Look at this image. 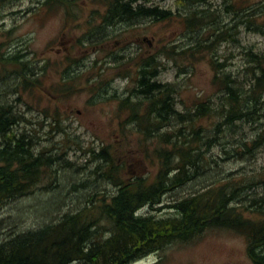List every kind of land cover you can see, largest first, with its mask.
<instances>
[{"label": "rangeland", "instance_id": "obj_1", "mask_svg": "<svg viewBox=\"0 0 264 264\" xmlns=\"http://www.w3.org/2000/svg\"><path fill=\"white\" fill-rule=\"evenodd\" d=\"M43 1L14 0L13 7L6 3L0 8V58L17 53L19 58L31 60V66L37 68L47 61L40 79L45 89L32 87V91L18 94L12 87L13 69L17 70V67L12 62L5 64L0 59V104L16 102L19 114L23 116L18 131L26 130L33 134L38 150L53 146L56 148L54 154L65 151L62 156L66 163H58L56 168H51L52 171L43 168L41 172L45 173L44 176L42 173L39 183L29 194L12 199L1 208L0 218L4 220L1 240L16 233L38 229L58 220L64 213L81 209L93 193H98L99 197L111 196L115 191L111 183L91 173L98 160L92 162L93 157L88 150L100 152L104 148L109 151L122 168L121 177L124 180L135 177L148 181L153 179L157 172V160L151 153L153 147H149L145 156L138 147L140 135L125 122L127 115L117 113L118 98L134 85L133 58L136 60L156 54V61L162 64L157 81L175 85L177 109L184 110L194 106L196 100L208 99L209 105L214 108L221 104L223 92L218 88L216 78L221 76L222 71L217 74L213 70L212 60L227 63L223 72L235 75L245 72V69H255V65H248L247 55L243 51L264 52V36L251 32V25L244 21L239 23L238 33L230 37L232 44L219 45L213 55L210 50L199 51L201 46L199 50L189 49L182 53L197 42L185 28L183 19L177 16L186 10L182 0H150V4L156 3L159 8L169 10L172 14L170 19L159 23L136 20L138 24L133 32L125 24L108 25L103 29L105 36L97 39L93 35L86 38L88 30L102 22L99 14L104 11L97 9L94 1L79 2L82 8L73 11L62 8L46 10L42 6ZM222 1L205 0L217 8ZM225 2L232 7L231 14L224 16L227 24L234 22L233 10H239V14L247 12L257 15L260 12L261 15L255 16V19L252 15V24L264 28V0ZM207 33L201 32L202 37ZM163 47L173 48V59L159 54ZM114 57L120 59L114 61ZM93 61H97V69L92 65ZM259 66L264 67V64ZM78 67H81L79 72L90 68L82 79H74L71 75ZM89 74L91 79L96 75L102 78L106 85L100 88L97 84L93 86L97 80L94 78L90 79L93 81L92 87H88L85 78ZM238 81H242L241 78ZM46 88L57 98L51 97ZM111 95H115L116 99L109 98ZM246 106L252 108L249 102ZM56 112L59 123L52 120ZM205 124L209 126V120ZM258 125H264V117L249 123L239 122L233 130L222 131L219 141L207 154L210 166L200 169L182 187L166 193L163 204L200 192L206 185L217 184L219 182L216 181L225 176L241 180L243 176L264 171V144L256 146L252 156L245 157V154L237 155L234 152L238 150L241 140L247 146L251 144V139L259 132ZM55 126L64 131H51ZM209 134L213 136L215 133L212 131ZM101 169L106 171L108 168L103 165ZM242 196L248 203L252 198H264V182L243 192ZM246 202L240 203L238 210L245 217L257 218V214L251 212L253 209L244 212L242 205ZM146 211L145 208L141 212ZM169 214V209L164 207L156 212V215ZM160 258H163L162 264H252L244 238L221 229L205 231L184 246L170 244L142 263L150 264Z\"/></svg>", "mask_w": 264, "mask_h": 264}, {"label": "trees", "instance_id": "obj_2", "mask_svg": "<svg viewBox=\"0 0 264 264\" xmlns=\"http://www.w3.org/2000/svg\"><path fill=\"white\" fill-rule=\"evenodd\" d=\"M82 1L86 0H45L42 6L51 11L57 8L73 11L75 8H82L78 5ZM90 1H94L97 9L104 12L99 14L102 22L95 28L89 29L86 38L92 35L96 39L104 37L105 26L116 25L117 21H120V25L125 24L133 32L135 25L138 24L136 20L144 17L143 20L159 23L169 20L172 15L169 10L151 6L150 0ZM5 3V0H0L1 9ZM228 8L231 11L230 3ZM232 12L234 15L239 14V10ZM94 15L98 14L94 13ZM177 16L182 17L188 30L191 26L187 16H183L182 12ZM239 16L250 24L251 14L244 12ZM231 36L232 33L227 31L226 37ZM164 49L161 48L159 54L173 59V48H167L166 51ZM188 50L186 48L182 53ZM190 50H199V47ZM204 50H207L206 46H201L199 51ZM246 55L248 61L254 59L252 54ZM19 57V54L14 53L9 57L0 58L3 63L12 62L17 67V70L13 69V78L18 84L13 91L22 94L21 91H32V87L45 89L41 86L40 79L44 75L47 61L38 68L33 67L34 79L30 81L25 71L28 65H31V60L24 61ZM118 59L120 58L114 57V61ZM132 61H134V85L124 93L123 97L118 98L117 113L127 115L125 122L132 125L131 130L140 135L141 141L138 147L145 156L149 147H153L151 153L157 160L155 176L151 181L137 177L124 180L121 177L120 165L109 151L102 148L97 153V157L107 163L108 169L102 171L100 176L117 188L116 194L102 197L92 194L87 202L89 207L84 212L74 215L65 214L54 225H45L40 230L14 234L6 240H0V264H66L74 261L76 264H129L133 258L137 259L164 250L170 244L180 246L189 244L199 238L203 230L209 228L227 230L242 236L251 263L264 264V207L251 203L256 208L251 211L257 214V218L254 219L245 217L236 207V202L239 201L244 189L264 182V171L249 176L250 181L243 178L230 179L225 176L221 179V183L207 187L196 196H187L170 204H163L166 193L192 179L200 169L210 166V158L201 148L207 136L210 137V132L215 133L210 137L211 139L209 138L210 141L215 140L222 131L226 133L238 127L239 122L249 123L257 120L258 113L255 109L248 108L246 104L245 109L242 110L239 100L235 97L233 81L223 78H216L218 88L223 92L218 107L209 105L206 99L196 100L194 106L185 108L184 111L174 110L171 100L177 93L175 85L149 81L157 68L159 76V67L162 65L159 60L156 61V54L139 57L136 60L133 58ZM95 64L97 61H93L94 67ZM89 69L77 72L72 77L82 79ZM94 78L97 80L93 86L97 84L100 88L106 85V82L97 75L92 79ZM90 79L89 74L85 78L88 87H92L90 83L92 79ZM256 93L257 91L251 88L247 94L253 96ZM49 94L51 97H56L52 91ZM109 98L116 99V96L111 95ZM248 102L251 104V101L246 99V103ZM1 116L0 208L7 200L24 195V192L34 188L44 167L51 169V166L45 162L30 164L33 159H29L31 153L26 147L28 143L24 135L20 137L10 130L9 125L13 121L2 120ZM45 117L48 115L45 114ZM58 117L56 112L52 120L59 123ZM206 120H209V126L205 124ZM262 139L264 140V130L248 146L242 140L240 144L242 149L234 150L235 154L252 151ZM258 200L264 202V198ZM142 207L148 209V215H135V212ZM162 207L169 209L171 214L167 217L156 215ZM162 262L163 258H160L158 264Z\"/></svg>", "mask_w": 264, "mask_h": 264}, {"label": "bare ground", "instance_id": "obj_3", "mask_svg": "<svg viewBox=\"0 0 264 264\" xmlns=\"http://www.w3.org/2000/svg\"><path fill=\"white\" fill-rule=\"evenodd\" d=\"M5 1H6L8 6L11 4V7H13L14 0H5ZM182 3L184 5V8L186 9L185 11H183L182 14H183V16L184 15L187 16V20L189 21V24L191 26L188 29V31L190 32L191 37L195 38V41H197L198 43H200V42L201 43H204V42L207 43L206 40H207V38H209V43H207V44H209L210 46H216V48H215L216 50H217V47H219V45H221L223 43L232 44V41H231L232 38H227L226 37V32L229 31L230 33H232L231 37H233V34H235V32L237 31L236 26L239 23H244L243 19L239 18L238 19L239 22H237V23H234V22L228 23L223 28V25H224L225 19H226L224 16L231 14L230 10L228 8V5L226 4L225 0H223L222 3L219 4L218 8L216 6H213L212 4H210L208 2H205V0H182ZM150 5L158 7V5L156 3H151ZM163 10H165V9H163ZM143 19H144V17L142 18V20ZM116 24H120V21H117ZM206 31H208V33L204 37H202L201 32H206ZM211 34H217L218 35V37L215 40V42H214V39L212 37H210ZM199 36H201V38H200L201 40L200 41L198 40ZM213 43H215V44H213ZM233 45H235L234 42H233ZM210 50L211 51L213 50L211 52L212 55H213L214 54V49L210 48ZM216 59H218L217 55H216ZM211 63H212V68H213V70L216 73L222 71L221 76H217L216 75L218 79H222L223 78V79H230V80L233 81L232 82V86H233V88L235 90V97L237 98V100H239V104L241 105L242 110L245 109L246 99H249V101H251L250 107H252V109H255V112L258 113V116H257L258 119L257 120L263 118L264 117V77L259 76V77L250 78L249 74L247 72H244V71H241L239 74H237L238 73L237 72L235 75H232L230 73L223 72V71H225V68L227 67V66L223 67L224 62H218V60L217 61L212 60ZM251 69H253V68H251ZM80 70H81V67H78L77 69L75 68L74 71L71 72V75L72 76L75 75ZM153 74H154V76L153 75L150 76L149 81L151 83L152 82H156L158 84V81H157L158 68H157L156 73H153ZM25 75L30 80L32 79V77H34V69H33V67L31 65H28V67H27V69L25 71ZM233 76H234L235 79L232 78ZM238 78H241L242 81H238ZM12 81H13L12 82V87L14 89L17 86L18 82L16 81L15 78L12 79ZM90 83L92 84L93 81H90ZM251 88H253V90L257 91V93L255 95H253V96H249V95H252V94H249V95L247 94L249 92V89H251ZM173 99L171 100V103H172L173 109L175 110V109H177V104L175 102L176 101L175 100V95H173ZM223 108H226V107L223 106ZM180 111H182V110H180ZM0 115H2L1 116L2 120L13 121L9 125V127H11L10 130L14 131L20 137L24 135V138L26 139V141L28 143V145H26V147L29 150V152L31 153V158H29V159H33V160L30 161V164H35L36 162L40 161V163H44L45 162L46 164L50 165L51 168H53V167L56 168V165H58V163H60V162L61 163H66V161L64 160V157L62 156V153L64 154L65 151H63L61 154H54V150H56V148L53 147V146L44 147V148L42 147V148H40L38 150V148H36V146H35V143H37V142L35 141L36 138H35V136L33 134L27 132L26 130L18 131L20 122L23 121V118H22L23 116L21 114H19L18 106H17L16 102H12V101L8 102L7 101V102H5L3 104H0ZM246 123H248V122H246ZM0 127L2 128V126H0ZM57 129H58V126H55L52 129H50V130L51 131H55V132H61V133H62V131H64L62 128H61L62 130H60V129L57 130ZM257 129H259V132L257 133L255 138L251 139V141L253 139H256L258 137V135L260 134V132H262L264 130V125L263 126L262 125H258ZM0 135H1V133H0ZM213 136H214V134H213ZM213 136L210 135V137H213ZM219 136L220 135L217 136V139L211 140V141H210L211 138L207 136V138L205 139V144L203 146H201L202 152L206 153V155H207L208 152L211 150V148L219 141ZM241 141H240V143H241ZM263 144H264V140L262 139L261 143H259V146L263 145ZM238 147L239 148H237V149H242V146L238 145ZM244 150H246V149H244ZM88 151H89L88 153L91 154V156L93 157V158H91L92 162L95 159L98 160V165L96 166V164H95L94 170H92L91 173L93 175H97V176L101 177L100 176V173H102V169L101 168H103V165L108 168V165H107V163L104 160H102L101 158L97 157V153L99 151H97V152L92 151V150H88ZM253 154H254V152L252 150L250 152H247V151L246 152H241L240 155H244L246 157L248 155L252 156ZM192 179H190L189 181H191ZM221 179H219L216 182L221 183L222 182ZM243 179H246L247 181H250L248 179V177L246 178V176H243ZM189 181H187V182H189ZM187 182H185L183 185H185ZM38 183H39V181H38ZM219 183H217V184H219ZM217 184L213 183L212 185H206L204 188H202L201 191H204V189H206L207 187L215 186ZM258 185H259V183L256 184V185H253L249 189H244L242 191V193L245 192V191L247 192L248 190H252L255 187H257ZM182 186H180V187H182ZM32 189L33 188H31L28 192H24V195L29 194ZM175 189H177V188H175ZM114 190L115 191L112 192V194H114V193L116 194L117 188L114 187ZM242 193L240 194L239 201L236 202V207L237 208L241 207V206L238 207V205L240 203H244V202L247 201L245 199V196L244 197L242 196ZM93 194H95V196L99 195L98 193H93ZM197 194H198V192H194V193L189 194L187 196H196ZM91 195H89V198L91 197ZM21 196H23V195H21ZM21 196H18L16 198H20ZM187 196H185V197H187ZM12 199H15V198H11V199L7 200L6 203L9 202ZM88 199H87V202H88ZM87 202H86V205L84 207H82L81 209H79V210H77L75 212H72V213H64L58 218V220L52 221V222H50L48 224H45V225H54V224H56L57 222H59L61 220L62 216L65 215V214L74 215L76 213L84 212L89 207L88 206L89 203L87 204ZM251 203H253L255 205H260V206L263 205L262 208L264 207V202L263 201L255 199V198H252V199L249 200V203L246 202V204L242 205L244 207V212H246V210L251 211L254 208L251 205ZM143 209H145V207L144 208L142 207L141 209H138L135 212V215H143V216L144 215H148L147 214L149 212L148 209L146 208L147 209L146 213H142L141 211ZM254 209H256V208H254ZM0 210H1V208H0ZM257 210H261V209H257ZM169 212H170V210H169ZM170 214H171V212H170ZM169 215H159V216L167 217ZM0 221H1V223L4 222V220L1 219V218H0ZM42 228H43V226L38 228V229L28 230V231H37V230H40ZM208 230H214V229H210L209 228V229H206L205 231H208ZM205 231L203 230L202 232L205 233ZM25 232H27V231H25ZM25 232H22V233H25ZM22 233H16V235H20ZM0 235H1V230H0ZM162 251L163 250L152 252V253H149V254H147V255H145L143 257L137 258V259L133 258V259H131L129 261V264H144V263H142L143 260L147 259L151 255L159 254ZM263 255H264V248H263ZM66 264H76V262L74 261V262L66 263ZM150 264H158V260H156V261H154V262H152Z\"/></svg>", "mask_w": 264, "mask_h": 264}, {"label": "flooded vegetation", "instance_id": "obj_4", "mask_svg": "<svg viewBox=\"0 0 264 264\" xmlns=\"http://www.w3.org/2000/svg\"><path fill=\"white\" fill-rule=\"evenodd\" d=\"M256 4L258 5L259 3L256 2ZM257 5H255V6L258 7ZM259 10H260V8L257 9V11H259ZM239 15L240 14H235L234 23L239 22L238 21V19L240 18ZM252 15L253 14H251V16H250V21L251 22H250V24H248L249 26L251 25V32L257 33V34L260 33L262 36H264V28L260 27L259 25L252 24V19H251ZM260 15H261V13L258 12L257 15H253V18L255 19V16L259 17ZM226 25H227V23L225 22L224 25H223V28ZM238 27H239V24L236 26L237 31H238ZM210 37H212L214 39V42H215V40L217 39L218 35L217 34H211ZM200 38H201V36H199V39H198L199 41L201 40ZM206 41H207V43H209V38H207ZM207 43H205V42L204 43H201V42L200 43H198V42L196 43L195 42L194 44L190 45L187 49H194V48H198L200 46H206L207 50L205 52H210V51H208V50H210V48H213L215 50L216 46H210ZM213 44H215V43H213ZM248 53L252 54L254 56V59L252 61H248V59H247V63H248L249 66L255 65V69H254L255 71L253 69H249V70L245 69V72H247L249 74L250 78L259 77V76L264 77V67L259 66V65L264 64V52L259 54V53H256L254 51H251V50L243 51V54H248ZM226 64L227 63H224L223 67L227 66Z\"/></svg>", "mask_w": 264, "mask_h": 264}]
</instances>
